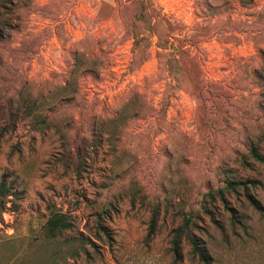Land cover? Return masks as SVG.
<instances>
[{"label":"rangeland","instance_id":"obj_1","mask_svg":"<svg viewBox=\"0 0 264 264\" xmlns=\"http://www.w3.org/2000/svg\"><path fill=\"white\" fill-rule=\"evenodd\" d=\"M252 141L264 155V0H0V264H203L172 231L227 178L264 206ZM229 201L254 239L200 214L211 264H264V217ZM54 211L71 225L47 238Z\"/></svg>","mask_w":264,"mask_h":264},{"label":"trees","instance_id":"obj_2","mask_svg":"<svg viewBox=\"0 0 264 264\" xmlns=\"http://www.w3.org/2000/svg\"><path fill=\"white\" fill-rule=\"evenodd\" d=\"M157 36V46L163 49L169 48L167 39H162L159 32H155ZM247 155L242 156L241 160L244 165L249 166L251 159L254 162L264 166V155L260 152L258 142L252 141L248 144ZM259 184L256 180L227 178L223 181V185L217 187L214 191L205 193L206 200L199 204L197 209H189L182 216L181 223L173 229V237L171 240V249L175 259L181 256L182 242L186 240L191 247L193 254L197 256L203 264H211L212 257L206 247L202 245V241L195 233V228L198 226L200 214L208 216L215 228L222 235V240L226 245L235 244V239L245 243L243 236L254 239L253 228L246 222L245 216L239 212L229 201V196H234L237 202L245 204L260 218L264 217V206L259 199L251 192V188ZM13 193L9 185H6L5 179L0 181V208L3 211L7 208V204L12 202L9 198ZM218 201L223 211L227 214L228 225L226 226L217 219L212 212L214 202ZM159 215L158 204L155 203L151 208L150 220L147 228V236L151 237L157 226ZM68 216L60 211H54L47 219L43 233L47 238H54L61 233L62 230L70 227Z\"/></svg>","mask_w":264,"mask_h":264}]
</instances>
